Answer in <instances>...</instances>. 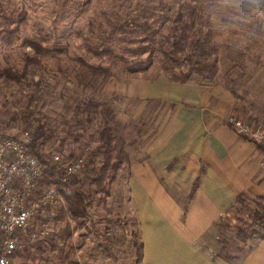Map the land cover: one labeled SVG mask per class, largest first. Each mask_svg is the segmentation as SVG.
I'll list each match as a JSON object with an SVG mask.
<instances>
[{"label": "rangeland", "instance_id": "374dc122", "mask_svg": "<svg viewBox=\"0 0 264 264\" xmlns=\"http://www.w3.org/2000/svg\"><path fill=\"white\" fill-rule=\"evenodd\" d=\"M159 1L0 0V27L7 15L23 14L21 38L27 36L40 45L37 48L22 45L21 40L12 45L0 41V134L29 135L32 142L39 125L45 123L53 136L44 143L40 138L39 145L33 146L38 149L40 155L35 153L39 159L48 161L59 156L61 162H67L84 158V165L66 181L63 174L56 172L57 166L53 167L55 176L45 172L41 190L55 188L58 203L53 216L38 217L34 226L47 222L49 233L31 242L29 231L25 232L23 243L9 264H139L142 247L131 207V165L148 158V141L168 107L158 99L125 97L116 87L128 81L136 85L162 74L171 80L167 71L171 65L159 58L147 71L127 74L97 59L90 48H103L108 43L115 48L128 46L114 28L125 18L129 26L124 27L129 29L150 14L155 19L162 17V12L153 7ZM203 1L202 19L189 32L201 38L207 36L211 41L217 52L219 72L213 80L193 78L207 86L221 84L232 93L237 114L230 113L227 119L248 118L254 124L264 125V0ZM164 2V12L170 18L164 27L168 33L179 22L178 3L196 1ZM254 9H260L263 15H251ZM183 12L189 20L186 7ZM86 97L109 102L117 113L112 126L123 144L120 168L104 184L98 179L102 160L99 130L103 120L82 122L85 116L80 106ZM74 192H81L85 201L76 200L72 208ZM255 208L253 202L238 205L222 217L217 225L222 255H241L246 246L238 232L240 228H245L246 233L251 231Z\"/></svg>", "mask_w": 264, "mask_h": 264}, {"label": "crops", "instance_id": "0c3cea01", "mask_svg": "<svg viewBox=\"0 0 264 264\" xmlns=\"http://www.w3.org/2000/svg\"><path fill=\"white\" fill-rule=\"evenodd\" d=\"M259 14L260 9L251 13ZM116 89L168 107L148 141V158L131 165L139 264H264V238L257 235L246 244L240 240L246 247L239 256L220 253L217 222L240 194H264V149L228 123L226 115L237 114L232 93L221 84L177 83L165 74Z\"/></svg>", "mask_w": 264, "mask_h": 264}, {"label": "trees", "instance_id": "16d2710c", "mask_svg": "<svg viewBox=\"0 0 264 264\" xmlns=\"http://www.w3.org/2000/svg\"><path fill=\"white\" fill-rule=\"evenodd\" d=\"M195 1L194 4L191 2L178 3L180 11L177 14V20L179 22L168 33H165L164 27L170 18L164 12V0H160L158 4H153V7L162 12V17L157 16L155 19V16L150 14L148 15V19L143 22H136L129 29H125V27L129 26V20L125 18L124 20L121 19V25L114 28V32H117L119 38L128 43V46H118L115 48L108 43L103 48L99 45H93L90 50L97 59L102 62H109L115 68L123 69L127 74L145 72L154 65L155 59L161 58L171 65V67L167 68V71L174 81L198 84L199 81L195 80L193 76H198L204 80H213L219 72V61L216 49L212 46L207 36L201 38L199 35L195 36L196 34L189 32V30L195 28L199 19L200 21L202 19L200 12L203 10L202 6L204 5V1ZM185 7L189 14V20H186L184 17L183 8ZM24 21L25 16L23 14L7 15L6 21L0 27V41H6L12 45L21 40L20 44L22 45L27 44L39 48L40 45L35 43L31 38L27 36L21 38L19 29ZM40 48L42 51H45L42 46ZM176 68H180V70H176ZM105 70L110 72L108 68H105ZM80 111L85 116L82 121L83 123H91L95 119L103 120L99 130L98 150L102 160L98 179L101 184H104L112 173H114L113 177H115V173L120 168V155L123 144L120 143L112 126V123L117 121V113L113 105L109 104V102L99 101L91 97L84 98L80 106ZM48 131L49 129L45 123L39 125L31 142L32 148L36 144L39 145L40 138H42L41 143L48 142L52 138V132ZM243 137L247 138V136ZM257 145L259 149H264V145ZM35 151L40 155L38 149ZM42 162L46 163L43 159ZM48 167L45 172L50 177L51 175L55 176L54 169L51 166ZM56 172L63 174V177L66 175L64 168H60ZM198 185L199 178L194 182L193 191H195ZM65 193L70 192L66 191ZM71 195H73V198L70 200L71 207L75 204L76 200H78V203L85 201V196L81 192H74ZM250 202L256 205L252 213L253 220L249 225L251 231L246 233L245 228H240V232H238V237L245 244L254 235L264 238V194L257 198H247L246 194H240L233 208L238 205L243 206ZM83 204V210H86V204ZM222 220L223 218L220 219V221ZM220 221L216 225H219ZM142 255L141 250L139 255L140 259ZM71 264L79 263L72 262Z\"/></svg>", "mask_w": 264, "mask_h": 264}, {"label": "built area", "instance_id": "2783aa9c", "mask_svg": "<svg viewBox=\"0 0 264 264\" xmlns=\"http://www.w3.org/2000/svg\"><path fill=\"white\" fill-rule=\"evenodd\" d=\"M247 119L230 116L227 121L241 136L264 144V125L254 124ZM82 165L83 157L61 162L56 156L44 163L31 147L29 135L16 137L0 134V264L10 263L23 243L25 232L29 231L31 242L49 233L47 222L34 226L38 217L53 216L58 203L55 188L41 190L48 166L64 168L66 175L63 181H66Z\"/></svg>", "mask_w": 264, "mask_h": 264}]
</instances>
